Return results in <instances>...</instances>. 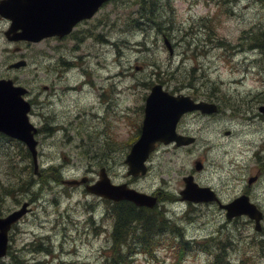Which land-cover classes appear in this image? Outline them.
Masks as SVG:
<instances>
[{
  "label": "rangeland",
  "instance_id": "1",
  "mask_svg": "<svg viewBox=\"0 0 264 264\" xmlns=\"http://www.w3.org/2000/svg\"><path fill=\"white\" fill-rule=\"evenodd\" d=\"M205 1L167 0L163 17L172 19L167 22L168 28L152 25L144 31L130 22L136 16V11H132L136 6H131V0H114L104 4L90 19L78 23L68 36L32 45L7 41L3 33L7 22L0 19V76L9 72L16 84L27 88L25 98L31 102L29 120L39 130L40 168L51 172L63 169L66 178L84 175L96 178L104 163L109 166L113 182H127L139 190L162 186L175 196L183 186L182 176L193 173L200 181L215 183L225 201L247 187L252 200L264 213V112L259 110L264 105V51L247 50L251 41L247 36L264 28V4L261 0ZM164 37L172 44L171 54ZM42 43L46 45L40 48L47 52L34 51V45ZM47 53L50 55L44 63L57 75L45 80L33 61ZM61 53L74 67L67 70L59 64ZM9 58L24 59L27 66L9 71ZM65 72L68 80L62 76ZM84 81L87 84L82 86ZM211 81L221 83L222 90L234 96L232 104L237 111L230 110L223 101L226 99L217 96L221 93L210 87ZM66 82L73 86L63 90L61 86ZM157 82L170 91L219 103L221 112L213 115L211 127H204L196 117H186L179 126L180 130L187 128L198 135L200 143L213 147H203L200 143L190 147L160 145L148 161L150 171L134 177L131 183L124 158L130 139L138 133L145 96ZM242 96L249 103L243 105L244 109L235 104ZM197 158L203 160L201 171L193 169ZM50 163H62L63 167L46 168ZM28 165H32V160L24 153L21 143L1 136L0 181L8 184ZM256 172L260 177L249 186L247 179ZM42 183L51 184L35 197L29 218L10 231V249L14 248L20 256L40 238H49L55 252L49 255L38 252L35 256H40L39 260L49 264H103L109 232H91L83 207L93 203L98 218L107 203L86 194L83 186L59 185L53 174L45 181L40 176L21 177L16 188L25 187L33 192ZM18 191L6 197L0 215L25 200ZM164 202L158 201V205L175 211L171 215L173 219L185 221L187 237L203 241L205 237L223 238L231 234L237 241L231 249L234 262L245 259L243 263H248L249 259L250 264H264V243L259 244L263 235L253 229L247 218L225 222L224 214L214 204L191 206L176 200ZM62 210H68L75 219L73 226L63 232L55 230V219L64 221L59 217ZM187 214L190 219L185 218ZM106 225L109 230L111 224ZM162 248L155 258L140 255L134 264H174L172 251ZM204 255L189 252L181 264H203L207 260Z\"/></svg>",
  "mask_w": 264,
  "mask_h": 264
},
{
  "label": "bare ground",
  "instance_id": "2",
  "mask_svg": "<svg viewBox=\"0 0 264 264\" xmlns=\"http://www.w3.org/2000/svg\"><path fill=\"white\" fill-rule=\"evenodd\" d=\"M111 1H114V0H106L104 2V4L111 2ZM166 1L167 0H131V6H133V7H134V5L136 6V8L134 7L135 9H133L132 11H133V13L136 11V16L134 18L138 19L137 24H136L137 27H140V29H142L144 31L148 29V26H152V25H158V28H160V29L168 28L167 22H168V20L172 21V19H170L171 17H167V18L163 17L164 13L167 12L166 11ZM206 1L208 2L209 0H206ZM216 1H219V0H216ZM225 1L226 0H221V3H225ZM261 1L264 4V0H261ZM167 5L170 6L171 2H167ZM143 8L148 13L149 12L152 13V15H153L152 19L148 18V14L146 17H143V18L140 17L139 13H140V11L142 12ZM126 15H128V14H126ZM158 18H160V19H158ZM0 19L5 20L7 22L6 23L7 26L12 27L15 24L14 19L4 15L1 12H0ZM37 21H38L37 18L32 19L33 25H35V23H37ZM130 22H133V20H131ZM171 26L174 27L173 24H171ZM12 29H13V33H15L18 36L17 38H15V42L16 43H23L26 45H32L34 43H39V42L46 40V39H54V38L62 39L64 37V35H59L58 33H52V34L41 36L38 39H31V38L24 37V35L21 33L22 29L20 27H18V28L12 27ZM263 29H261V30H263ZM128 30H130V29H128ZM258 31H260V29ZM253 34H255V33H253ZM4 37L7 41L10 40V38H8L6 35H4ZM247 37L250 38V40H251L250 42L247 43V50L252 51V50H256V49H261V50L263 49L261 47V45H259L258 43H256L254 41L252 35L247 36ZM111 44L112 43L110 41L109 45H111ZM169 44L172 46L170 41H169ZM44 45H46V43L34 45L33 49H34V51L39 52V53L43 52V51L47 52L46 49L43 50V48H40L41 46H44ZM263 51H264V49H263ZM49 55L50 54L47 53L45 56H42L39 59H36L33 61L35 64V67H38L39 71L42 73V79L44 78L45 80L47 77L54 79L57 75L55 72H51L52 68L48 69V66H47L48 63L47 64L44 63L45 57H48ZM58 60L60 61L59 64L61 66H63L64 69L68 70V69L74 67L72 65V62L70 61V59L66 58V56L63 53L59 54ZM9 62L10 61H8V64H10V68L8 67L9 71H19V70H21L27 66V62H23V61L13 62V63H11V62L9 63ZM48 70H50L49 75L47 73ZM67 73L68 72H65L62 75L66 79H67ZM44 74H45V76H43ZM0 79L10 80L11 77L9 75V72L2 74L0 76ZM221 82H223V81H221ZM94 83H95L94 86L97 87L98 85L96 84L95 80H94ZM65 84H66L65 86H61V87H63V90L69 89L70 87L73 86V84H69V82H66ZM85 84H87V81L81 82L82 86H84ZM75 86H77V85H75ZM210 87L217 90L219 93H221L220 95H217L220 99H226L231 103L235 102V100H232V98L234 97L233 95L226 94L225 91L222 90L223 85L221 83L218 85V83L216 81H211ZM44 89H45V87H44ZM255 94H252V95L249 94V96L251 97ZM254 97L258 98L257 95ZM6 98L7 97H5L4 95H2L0 93V99L5 100ZM245 99H246V96H242L241 99L237 100L235 104H240L241 105L240 109H244L243 105H245V106L249 105V103ZM210 100H212V99H210ZM251 100H252V98H251ZM209 102H210L209 104H214V105L216 104L215 100H212ZM29 104H31L30 101H29ZM191 111H193V112L198 111L203 115H209V117H204V118L198 117V118L200 119V121L202 122L204 127H211L212 126L211 124L215 119V117L213 116V115H215V110L201 111L200 109H195V110H191ZM141 112H142V118L140 121V126H142V124H143V118H144V114H145V106L144 105H142V107H141ZM185 119L181 120L180 123H182ZM35 128H36V131L33 132V139L36 141L35 146H34L35 153H36V160L35 161H34V158L32 155V150L30 149L29 145L24 140H22L21 138H19L17 136L11 135L5 131H2V130H0V137L3 136L7 139L14 140L16 142L21 143V146L24 149V153H26L28 156L31 157L33 173L36 176H40L41 171L45 168L39 167V163H38V139H37V134H38L39 130L37 127H35ZM183 134L191 135V136L194 135V133L191 132L190 130H188V133H183ZM226 134H228V131H226ZM139 137H140V133L138 132L137 134H135L130 139V141L128 143L129 149H128V151L125 155V158H124V162L127 165V175L129 176L131 183L134 182V177L146 175L150 171L148 161H149L150 157L156 152V149H152L149 151L148 156L146 158V162H145L146 169L144 172H142L141 170L135 174L129 172L130 165L126 161V158H127L128 154L130 153L132 146L138 141ZM200 140L201 139H197L195 141L196 144H199ZM157 142H161V140H156L155 143H157ZM200 144L203 147H207L210 149L213 147L212 144H209V145H205L204 143H200ZM179 147H184V146L179 145ZM257 150H258V148L256 149L255 154L257 153ZM50 166H61V167H63L62 163H58V164L50 163L46 166V168L50 167ZM108 171H109V166L107 167L106 165H104V163H101L99 171H98V175L96 178H90L87 175L81 176L80 178H66V177H64V172L62 169L60 171L61 179H60V181H56V182L59 183V185L66 186L68 188L69 187L79 188L82 186L84 187L85 184H86V186H91V185H95L97 182L102 180L101 173L103 172L105 177L109 180V182L112 185L126 184L127 188L134 189L139 193H143L146 195L156 197L157 200L160 198L159 202L161 200H165L164 203L170 202V201H172V198H170V197L171 196L175 197V195H173L171 192L163 190L162 186L156 187L153 189L150 188L147 190L142 189L143 190L142 191V190L136 189L134 187L128 186L127 182H121V183L113 182L109 176ZM0 183H1V181H0ZM2 183H4V182H2ZM50 184L51 183H47L46 185H44V187L38 193L33 191V193H30L29 196L23 197V199H25L24 202L27 203V210L18 219H16L15 221H13L10 224L9 228L7 229V243H10V231L12 230V228H14V226L19 224L20 221L24 220V218H26V217L29 218L30 214L33 213L32 212L33 210L31 211V209H32L31 205L34 203L33 201H35V197H37L39 195V193ZM203 185H205V184H203ZM83 190L86 194L89 193L95 197L102 198L104 200V202H106L108 205L110 203H114V202L117 203V202H121V201H127V202L134 204L138 209L137 211H141L140 208H144V212H147V210H149V211L152 210L154 212H157V214L162 217V221L164 222V228H161L159 230V232H162L159 234V237H161V238L158 241H160V242H157V241L153 242V246L151 248L152 251H149L146 249H141V250L134 251V253H131L130 259L132 260V264H134V262H136L137 257L140 255L155 258L156 253L162 247H168V249L172 251V253L174 255V264H181L183 257L189 252H194V253L199 252V253L205 254L204 256L207 258V260L203 264H219L220 262H221V264H250L249 259H247L248 263H243L245 261V259L242 260L241 263L238 259H237V262L233 261V260H235V258L232 255L231 249H233L235 247V243L237 244V241L234 240V238H233V236H231V234L223 235V238L221 236L220 237L209 236V237H205V239L203 241H198L197 239H195V240L191 239V238L187 237V235L185 234V232L188 231L187 226L184 223L185 221L184 222H182V220L178 221V220H175V219L170 218L167 215H165V213H164L165 207L163 205H158L157 204L158 201L154 202L151 205L145 204V203L138 204L129 198L114 199L111 197H107V196H103V195L91 192L87 188H83ZM180 191H181V189L179 190V192ZM179 192H178V194H179ZM58 199H56L54 201V204ZM5 200H6V197L0 201V208H2ZM108 205H105L101 209L100 216L98 218H96L95 207L93 208V203L85 204L83 207V211L86 214L85 222H86V224L89 227V230L91 232H97V233H99L101 231L109 232L108 243H107L106 247L103 249V254H102L103 259H104L103 264H107V256L110 253L109 248L112 245L111 232H115L114 231V224H113L114 217L111 214H108V212H109V210H107ZM137 214L141 217V214L139 212ZM59 215H60L59 217L61 219H64V221H63L64 223L63 222L61 223L60 220H58L59 218L55 219V223H56L55 230H59V231L63 232V229H67L68 227L73 226L75 219H74V216H72L68 212V210L67 211H64V210L60 211ZM128 215L132 216L131 213H128ZM146 216H148V215L146 214ZM187 219H190V217L187 216ZM107 223L111 224V227L109 230H108L107 225H106ZM198 226H199V224L197 225V227ZM221 227L224 228L223 224H221ZM220 231L221 230H219V232ZM179 232H181L182 235ZM219 240H221V241L227 240V241H230L231 244H227L225 249H221V247L217 244L219 242ZM165 241L167 242V244H164ZM204 242H208V244H205ZM10 248H11V246L8 245L6 247L5 253L0 256V261L3 264H49L50 263L49 261L39 260L40 256L36 257L37 255L35 256V254L38 252H44L45 255H49V254H52V252H55L52 249V245L49 241V238H40L39 242L31 244L30 247H28L29 250L26 252V254L24 253L23 255H20V256L14 250V248L12 250ZM162 249H164V248H162ZM221 252L225 253V257L223 260H222V256L220 255ZM29 254L34 255V257H29ZM24 255H25V257L23 258ZM20 258L23 259L21 262L19 261ZM6 259H7V261H6ZM219 259H221V260H219Z\"/></svg>",
  "mask_w": 264,
  "mask_h": 264
},
{
  "label": "water",
  "instance_id": "3",
  "mask_svg": "<svg viewBox=\"0 0 264 264\" xmlns=\"http://www.w3.org/2000/svg\"><path fill=\"white\" fill-rule=\"evenodd\" d=\"M104 1L106 0H1L0 12L14 19L15 24L12 27H20L24 37L38 39L52 33L67 34L76 22L91 17ZM34 18L38 19L35 25L32 22ZM23 92V89L14 87L10 80L0 79V93L7 97L5 100L0 99V130L24 140L32 150L35 161L36 141L33 139V132L36 128L29 121L27 113L30 110V104L21 97ZM195 109L211 111L215 110V105L203 101L194 102L186 95H173L164 90L162 84H154L146 97L140 137L126 158L130 165L129 172L135 174L140 170L145 171L144 161L149 151L154 149L156 140L163 142L176 140L177 144L192 141V137L187 138L176 134L175 127L184 112ZM196 166L199 168V163H196ZM101 176V181L86 188L91 192L114 199L129 198L138 204L151 205L156 202V197L127 188L126 184L112 185L103 172ZM185 181L186 187L181 192L182 198L194 201L212 199V192L208 187H197L192 182L191 176L186 177ZM223 207L227 209L228 218L241 213L248 214L257 221L261 217L256 206L244 195L224 204ZM26 210L25 202L20 209L0 217V256L5 253L7 247V229ZM259 227L256 224V228Z\"/></svg>",
  "mask_w": 264,
  "mask_h": 264
},
{
  "label": "trees",
  "instance_id": "4",
  "mask_svg": "<svg viewBox=\"0 0 264 264\" xmlns=\"http://www.w3.org/2000/svg\"><path fill=\"white\" fill-rule=\"evenodd\" d=\"M147 14L149 19L153 18L152 13H148L144 8L142 9V12L140 11L139 13L140 17L142 18L146 17ZM137 21L138 19L134 18L133 22L135 25L137 24ZM252 37L254 41L261 45V47L264 49V29H260L258 33L252 34ZM223 101L233 105L228 100ZM51 168H55V166H51ZM44 171L45 169H43L41 171L42 174H40V178H42L44 181L48 176H50V174L54 175L55 182L60 181V172H51L49 170L45 172ZM24 176H36L33 173L32 165H28L27 169L16 175L13 180H8V184L5 182L0 183V201L9 195H14L18 190H20L18 193L21 195V197H26L29 196L30 193H33L32 190L30 192L29 190H25V187L22 189L16 188L18 179ZM46 184L47 183L40 184L34 191L38 193ZM107 210H109L108 214H111L114 217L113 224L115 231L111 232L112 245L109 248L110 253L107 256V264H132V260L130 259L131 253L141 249L152 251L151 248L153 246V242H160L158 241L161 238L159 237V234L162 232H159V230L164 228V222L162 221V217L158 215L157 212L152 210H147V212H144V208H140L141 211H137V207L127 201L110 203L107 207ZM135 211L137 213L139 212L141 217ZM128 213H131L132 216H129ZM146 214L148 216H146ZM217 244L221 247V249H225L226 245L231 244V242L227 240H219ZM220 255L222 256L223 260L225 253L221 252ZM0 264L3 263L0 261ZM219 264H221V262Z\"/></svg>",
  "mask_w": 264,
  "mask_h": 264
},
{
  "label": "flooded vegetation",
  "instance_id": "5",
  "mask_svg": "<svg viewBox=\"0 0 264 264\" xmlns=\"http://www.w3.org/2000/svg\"><path fill=\"white\" fill-rule=\"evenodd\" d=\"M15 42V41H14ZM17 60H20V59H17V58H14V59H12V58H9V61L11 62V63H13V62H16ZM9 62V63H10ZM8 67L10 68V64H8ZM219 109V108H218ZM220 113V111L218 110V112H217V114H219ZM190 116V118H194V117H196V118H198V117H209V115H203V114H201L200 112H198V111H196V112H192V113H187L185 116ZM181 131V133L183 132V133H188V130H187V128H184V129H181L180 130ZM195 137H196V140H197V136L195 135ZM196 143V142H195ZM194 143V144H195ZM257 174V176H258V173H256ZM198 181H199V183L200 184H205V185H210L215 191H216V193L218 194V196H219V198H220V200L221 201H224L225 199L221 196V193L219 192V190L216 188V186H214L215 185V183H213V182H208V181H200L199 179H198ZM244 191H246V192H248V189H245V190H243V192ZM210 203H216V202H210Z\"/></svg>",
  "mask_w": 264,
  "mask_h": 264
}]
</instances>
